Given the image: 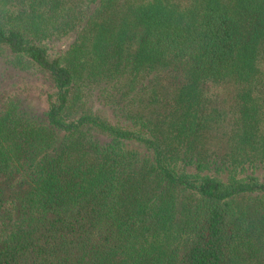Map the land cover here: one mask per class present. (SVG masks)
Here are the masks:
<instances>
[{"label": "trees", "instance_id": "obj_1", "mask_svg": "<svg viewBox=\"0 0 264 264\" xmlns=\"http://www.w3.org/2000/svg\"><path fill=\"white\" fill-rule=\"evenodd\" d=\"M68 4L0 0V264H264V0ZM176 65L159 122L116 103ZM16 72L48 83L44 109ZM226 82L228 142L207 152L188 139Z\"/></svg>", "mask_w": 264, "mask_h": 264}, {"label": "rangeland", "instance_id": "obj_2", "mask_svg": "<svg viewBox=\"0 0 264 264\" xmlns=\"http://www.w3.org/2000/svg\"><path fill=\"white\" fill-rule=\"evenodd\" d=\"M82 0H69L68 7L76 13L79 9ZM78 12V11H77ZM68 40H54L50 42L51 50L62 49ZM264 63V60H263ZM21 75L19 81H11L13 87L23 89V96L27 93L26 102L32 105L35 110L40 111L45 108V93L42 90L48 89V83L38 74H29L16 72ZM184 78L181 66L176 65L163 71L162 73L143 79L138 85L131 89H127L129 84L124 85L123 91H117L115 96L116 103H122V99L126 100L124 110L129 113H137L147 116L152 120L159 122L171 107V99L175 89L181 84ZM126 83V82H125ZM235 85L232 82L226 83H207L204 86V98L198 107L202 115L208 116L202 127H199V138H192L191 133L188 142H193L202 145V148L207 152L223 153L227 142L228 133L232 124V118L229 110L232 112L231 103ZM134 91V92H133ZM121 92V93H120ZM122 95V99H121ZM153 96L155 99L153 100ZM91 100H94L93 98ZM94 101H90V106L93 107ZM92 104V105H91ZM95 109L98 106H94ZM123 110V111H124ZM167 121L169 118L165 117ZM162 128L166 129L161 123H158ZM195 128V127H193ZM197 130V129H196ZM191 132V131H190ZM178 143V142H175ZM12 181L3 187L5 196H22L30 188L29 183L22 185H12Z\"/></svg>", "mask_w": 264, "mask_h": 264}]
</instances>
